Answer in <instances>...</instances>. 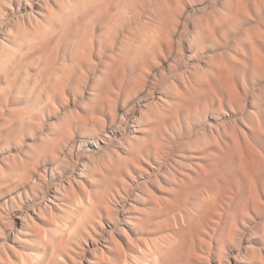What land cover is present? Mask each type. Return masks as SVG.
Masks as SVG:
<instances>
[{
  "label": "clouds",
  "instance_id": "9594fccd",
  "mask_svg": "<svg viewBox=\"0 0 264 264\" xmlns=\"http://www.w3.org/2000/svg\"><path fill=\"white\" fill-rule=\"evenodd\" d=\"M0 264H264V0H0Z\"/></svg>",
  "mask_w": 264,
  "mask_h": 264
}]
</instances>
